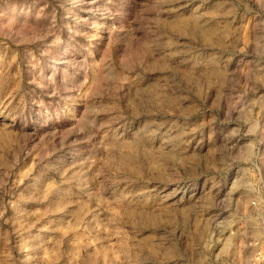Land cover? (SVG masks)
Listing matches in <instances>:
<instances>
[{
    "label": "rangeland",
    "instance_id": "374dc122",
    "mask_svg": "<svg viewBox=\"0 0 264 264\" xmlns=\"http://www.w3.org/2000/svg\"><path fill=\"white\" fill-rule=\"evenodd\" d=\"M264 0H0V264H251Z\"/></svg>",
    "mask_w": 264,
    "mask_h": 264
},
{
    "label": "built area",
    "instance_id": "2783aa9c",
    "mask_svg": "<svg viewBox=\"0 0 264 264\" xmlns=\"http://www.w3.org/2000/svg\"><path fill=\"white\" fill-rule=\"evenodd\" d=\"M249 208L255 216V237L246 241L245 247L253 251L250 263L264 264V184H259L255 196L249 202Z\"/></svg>",
    "mask_w": 264,
    "mask_h": 264
}]
</instances>
